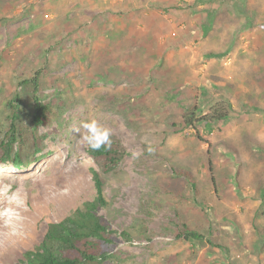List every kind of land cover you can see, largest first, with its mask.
<instances>
[{
	"label": "rangeland",
	"instance_id": "rangeland-1",
	"mask_svg": "<svg viewBox=\"0 0 264 264\" xmlns=\"http://www.w3.org/2000/svg\"><path fill=\"white\" fill-rule=\"evenodd\" d=\"M35 72L53 115L37 162L0 164L28 209L22 226L0 219V264L94 198L99 168L74 130L93 118L125 153L99 215L130 239L103 264H264V0H0V132ZM218 103L226 119L184 126Z\"/></svg>",
	"mask_w": 264,
	"mask_h": 264
},
{
	"label": "trees",
	"instance_id": "trees-1",
	"mask_svg": "<svg viewBox=\"0 0 264 264\" xmlns=\"http://www.w3.org/2000/svg\"><path fill=\"white\" fill-rule=\"evenodd\" d=\"M209 25L203 24L200 30L205 34ZM28 89L24 95L20 91L7 101L4 115L5 127L0 132V164L9 163L14 168L27 167L41 158L45 135L39 128L48 124L53 115L52 104L45 102L38 93V72L24 79ZM230 103L214 105L200 119L185 118L184 126L195 130L193 122L209 125L228 117ZM198 139L200 137L198 136ZM88 156L99 170L90 169L95 196L83 201L57 222L47 225L46 231L37 246L23 253L19 264H103L113 258V250L118 238L128 241V233L116 232L105 225L99 210L107 205L104 195L105 174L112 173L125 155L119 141H112L111 147L99 151L86 149ZM194 188V186H193ZM177 238L195 246L203 236L186 225H178Z\"/></svg>",
	"mask_w": 264,
	"mask_h": 264
},
{
	"label": "clouds",
	"instance_id": "clouds-1",
	"mask_svg": "<svg viewBox=\"0 0 264 264\" xmlns=\"http://www.w3.org/2000/svg\"><path fill=\"white\" fill-rule=\"evenodd\" d=\"M74 130L79 133L80 141L86 144L91 151L95 152L102 148L111 147L112 129L95 118L81 121L79 127ZM148 150L152 151L151 148ZM22 192V188L11 191L8 185L0 187V197L7 204L6 207L0 209V219H3L6 225L15 224L22 226V222L25 219L22 212L28 210Z\"/></svg>",
	"mask_w": 264,
	"mask_h": 264
},
{
	"label": "bare ground",
	"instance_id": "bare-ground-1",
	"mask_svg": "<svg viewBox=\"0 0 264 264\" xmlns=\"http://www.w3.org/2000/svg\"><path fill=\"white\" fill-rule=\"evenodd\" d=\"M6 235V234H5ZM9 236V235H8Z\"/></svg>",
	"mask_w": 264,
	"mask_h": 264
}]
</instances>
